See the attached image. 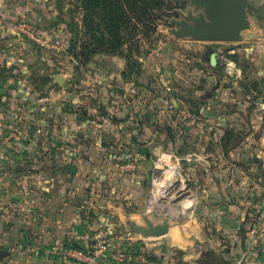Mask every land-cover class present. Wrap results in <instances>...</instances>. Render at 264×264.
I'll list each match as a JSON object with an SVG mask.
<instances>
[{"label": "crops", "instance_id": "0c3cea01", "mask_svg": "<svg viewBox=\"0 0 264 264\" xmlns=\"http://www.w3.org/2000/svg\"><path fill=\"white\" fill-rule=\"evenodd\" d=\"M22 17L44 43L61 38L43 29L46 2L0 0V69L9 70L0 79V264H87L73 251H89L99 233L110 248L95 264H264V30L249 19L259 43L243 68L231 43L181 40L193 51L182 67L167 62L171 79L143 81L139 58L140 74L125 82V62L100 55L67 80L33 46L53 51L20 38ZM160 169L174 172L173 184L159 220L147 222L168 231L144 237L135 230L147 226L142 207Z\"/></svg>", "mask_w": 264, "mask_h": 264}, {"label": "trees", "instance_id": "16d2710c", "mask_svg": "<svg viewBox=\"0 0 264 264\" xmlns=\"http://www.w3.org/2000/svg\"><path fill=\"white\" fill-rule=\"evenodd\" d=\"M70 1L53 0L58 7L59 14L54 22L43 27V29L55 31L56 34L61 36L58 40L67 43V53L75 62L74 71L77 79L80 77V69H85L94 57L100 55L117 57L125 62L124 70L120 75L123 81L130 80L133 75H139L141 70L139 58H134L135 55L131 53L133 51L131 46L127 48V54L123 52V47L126 42L139 37V35L146 38L156 31V23L162 19L161 15L168 6L166 0H76L83 11L81 27L69 13V21L64 19L61 14L64 3ZM19 20H24L34 26L37 37H39L40 28L36 23L24 17L17 21ZM211 54L212 50L208 49L206 52L207 61ZM232 59H234V56ZM222 69L218 66L216 68L219 72ZM8 71L7 68L0 69V79L7 78ZM142 108L144 109V107ZM98 109L101 115L107 114L103 105H99ZM112 121L119 122L115 118H112ZM140 122L139 120L135 129L142 128ZM131 153H129V156ZM241 233H243L241 243L244 245V230H241ZM132 250L133 247L127 245L121 251L129 254ZM153 264L161 263L155 262ZM226 264L230 263L226 262Z\"/></svg>", "mask_w": 264, "mask_h": 264}, {"label": "rangeland", "instance_id": "374dc122", "mask_svg": "<svg viewBox=\"0 0 264 264\" xmlns=\"http://www.w3.org/2000/svg\"><path fill=\"white\" fill-rule=\"evenodd\" d=\"M41 4L45 3L47 4V12L49 17H51V22H48L46 26L51 24L52 22L55 21L56 16L59 14L58 12V7L55 5L53 0H38ZM167 4L169 5L166 7V10L163 11V14L161 15L162 19L160 21H157V27L156 31L147 36L146 38H143L141 35L139 37H135L128 42L125 43V46L123 47V52L127 54V48L130 46L132 47L133 51L131 52L132 55H135L134 58H140L141 62L143 64V75L141 79L143 81H149L154 75H157V72H160V75L163 77L162 80H168L173 78L172 76H169L168 79L166 78V72L169 64L167 63L168 61L171 62H177L176 64L180 67L181 65V60H184L188 55H190L189 50L193 51L191 49L192 47H189L186 43H182L181 40L175 39L173 37L172 32L178 30L179 28L173 24L175 21H182L183 18L185 17H197L199 15L203 14V9L201 8H196L195 5H193L189 1H182L180 3L171 1V0H166ZM263 4L264 6V1L260 3V5ZM37 5V4H36ZM68 13L71 15V17L74 19L75 22L79 24V26H82V16H83V11L82 8L80 7V4L76 0H71L70 2H65L64 6H62V16L64 19L69 21L70 16ZM249 19L253 20L255 22V25L258 29H263L264 30V20L259 18L258 16L248 13ZM63 26V25H62ZM245 33V32H244ZM246 34V33H245ZM21 38V37H20ZM25 40L24 38H21ZM187 40V39H183ZM264 40V38H263ZM259 39L255 37L254 39L248 40L245 38L243 41L240 42H233V47L235 49H239V53H236L234 55L233 61H235V64L237 65L238 68H243L247 64V59H246V54L248 48L251 46L258 45ZM264 45V44H263ZM63 46V45H62ZM191 46V45H190ZM220 46V45H218ZM34 50H36L39 54L44 53L45 58L40 57V59L43 61H51L55 62L57 68L56 72L59 74H63L64 76L67 77V80H71L73 76V69L75 67V62L72 61L66 53H65V48H67V43H64V48L62 49H49V51H53L52 53H47L45 50L41 51L40 48L37 46H33ZM194 48H198L197 45H194ZM43 49V48H42ZM175 49V50H174ZM178 51L180 56L177 57V54H175ZM137 54V55H136ZM45 59V60H44ZM31 65L34 66V61L31 62ZM208 65V64H207ZM157 67L158 71L155 69ZM221 68H224V65H220ZM153 75V76H152ZM183 78L182 76H180ZM176 79H179L178 77H175ZM189 78V77H188ZM95 89V87H93ZM99 89V88H97ZM96 94V93H95ZM94 94V98L99 93L97 92V95ZM143 105L142 107H144ZM170 194V193H169ZM167 199V198H166ZM144 209V207H142ZM142 221L145 220L144 224L147 221H157L159 220V217L157 214H143L142 215ZM130 224V223H126ZM240 263L243 264L244 260H240Z\"/></svg>", "mask_w": 264, "mask_h": 264}, {"label": "water", "instance_id": "95a60500", "mask_svg": "<svg viewBox=\"0 0 264 264\" xmlns=\"http://www.w3.org/2000/svg\"><path fill=\"white\" fill-rule=\"evenodd\" d=\"M177 3L189 1L196 8L203 9V14L197 17H185L182 21L173 24L179 29L173 31V37L178 40H191L197 42H240L248 40L247 32L251 30L248 13H252L264 20V6L260 5L264 0H171ZM246 34H245V33ZM217 64V53L210 55V65ZM61 78V77H60ZM145 228H136L138 234L144 237L160 238L166 235L168 223L153 226L146 222ZM163 252L165 246L161 245Z\"/></svg>", "mask_w": 264, "mask_h": 264}, {"label": "built area", "instance_id": "2783aa9c", "mask_svg": "<svg viewBox=\"0 0 264 264\" xmlns=\"http://www.w3.org/2000/svg\"><path fill=\"white\" fill-rule=\"evenodd\" d=\"M15 28L21 38H24L27 41H32L41 47L52 49L59 46L60 43L55 42L54 44L44 43L36 34V28L31 24L27 23L24 20H19L15 24ZM220 65H225L227 63V55L221 54L218 57ZM135 168L134 163H128L124 169ZM174 172L168 173V170L160 169L158 174H154L151 179L149 196L145 205V214L156 213L162 210L164 200L167 196V189L173 184V175ZM110 244L105 234L99 233L93 237L92 244L89 248V251L83 252L81 250H74L73 256L78 260L87 263L95 264L97 258L102 254H105L109 251ZM247 256V252L243 254V258ZM128 258V254L124 251H119L115 255V260L117 262H124Z\"/></svg>", "mask_w": 264, "mask_h": 264}, {"label": "flooded vegetation", "instance_id": "af4514ba", "mask_svg": "<svg viewBox=\"0 0 264 264\" xmlns=\"http://www.w3.org/2000/svg\"><path fill=\"white\" fill-rule=\"evenodd\" d=\"M168 5H169V3H168Z\"/></svg>", "mask_w": 264, "mask_h": 264}]
</instances>
